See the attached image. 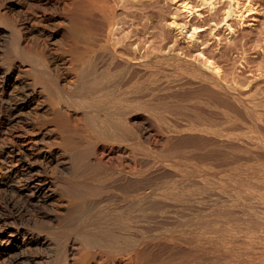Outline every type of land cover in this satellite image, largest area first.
Wrapping results in <instances>:
<instances>
[{
    "label": "bare ground",
    "instance_id": "obj_1",
    "mask_svg": "<svg viewBox=\"0 0 264 264\" xmlns=\"http://www.w3.org/2000/svg\"><path fill=\"white\" fill-rule=\"evenodd\" d=\"M161 2L0 0V264H264V73L165 50Z\"/></svg>",
    "mask_w": 264,
    "mask_h": 264
},
{
    "label": "rangeland",
    "instance_id": "obj_2",
    "mask_svg": "<svg viewBox=\"0 0 264 264\" xmlns=\"http://www.w3.org/2000/svg\"><path fill=\"white\" fill-rule=\"evenodd\" d=\"M161 3L162 18L158 24L168 37L165 50L183 52L204 68L216 67L228 81L234 77L253 82L264 73L260 59L264 51V0ZM183 3H187V8L181 7ZM118 27L113 40H123L124 49L130 52L141 55L157 44L156 38L138 33L134 25Z\"/></svg>",
    "mask_w": 264,
    "mask_h": 264
}]
</instances>
